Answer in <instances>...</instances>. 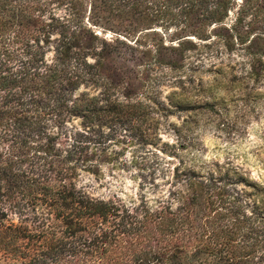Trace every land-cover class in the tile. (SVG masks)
<instances>
[{
	"label": "trees",
	"instance_id": "obj_1",
	"mask_svg": "<svg viewBox=\"0 0 264 264\" xmlns=\"http://www.w3.org/2000/svg\"><path fill=\"white\" fill-rule=\"evenodd\" d=\"M87 1L110 37L81 2L0 0V264H264V185L236 166L180 163L166 190L129 199L78 183L110 137L155 144L163 117L212 105V35L227 50L235 37L261 81L264 28L236 23L264 19V0H241L230 25L236 0Z\"/></svg>",
	"mask_w": 264,
	"mask_h": 264
},
{
	"label": "rangeland",
	"instance_id": "obj_2",
	"mask_svg": "<svg viewBox=\"0 0 264 264\" xmlns=\"http://www.w3.org/2000/svg\"><path fill=\"white\" fill-rule=\"evenodd\" d=\"M70 1L77 6L80 2L83 4L82 20L96 33L106 37L112 35L104 28L107 27L104 20L91 12L87 0ZM236 1L225 25L235 21L241 0ZM57 13H65L64 8L60 7ZM251 27L264 28L260 14L254 20L246 16L236 23V28L242 31ZM155 28L160 30L162 27L157 25ZM223 41L222 37L212 35L211 48L220 49L214 59L216 65L206 66L200 72L205 80L221 79L220 85L206 87L201 94L212 105H197L163 117L155 144L129 143V133L110 137L103 154L97 151L94 155V159L102 160L98 163V175L81 170L78 183L90 182L93 195L104 198L117 195L129 199L142 193L152 196L169 187V184L161 183L167 178L172 179L174 166L182 163L204 169L217 163L236 166L250 179L264 185V77L261 81L250 77L249 57L240 49L235 37L231 50L224 47ZM50 55L51 52L46 53L47 57ZM260 76H264V70ZM160 89L162 97L170 91L166 85ZM214 94L216 98H212ZM37 156L24 162L25 165L38 166ZM151 181L159 182V185L152 189L149 187Z\"/></svg>",
	"mask_w": 264,
	"mask_h": 264
}]
</instances>
